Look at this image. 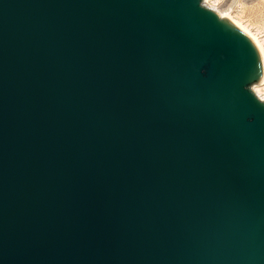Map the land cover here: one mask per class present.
<instances>
[{
    "label": "water",
    "instance_id": "water-1",
    "mask_svg": "<svg viewBox=\"0 0 264 264\" xmlns=\"http://www.w3.org/2000/svg\"><path fill=\"white\" fill-rule=\"evenodd\" d=\"M263 77L203 0H0V264H264Z\"/></svg>",
    "mask_w": 264,
    "mask_h": 264
},
{
    "label": "rangeland",
    "instance_id": "rangeland-1",
    "mask_svg": "<svg viewBox=\"0 0 264 264\" xmlns=\"http://www.w3.org/2000/svg\"><path fill=\"white\" fill-rule=\"evenodd\" d=\"M203 3L241 24L264 49V0H207L206 4L203 0ZM255 93L264 98V85Z\"/></svg>",
    "mask_w": 264,
    "mask_h": 264
},
{
    "label": "bare ground",
    "instance_id": "bare-ground-1",
    "mask_svg": "<svg viewBox=\"0 0 264 264\" xmlns=\"http://www.w3.org/2000/svg\"><path fill=\"white\" fill-rule=\"evenodd\" d=\"M207 0H205V4H206ZM206 6V5H205ZM210 8V7H208ZM211 10H213L214 12H216L214 9L210 8ZM222 19L226 20L227 22H229L230 24H232L234 27H236L237 29H239L240 31H242L246 36H248L250 38V40H252V42L255 44V46L257 47L260 55H261V58H262V62H263V67H264V49L262 47V45L260 44V42L258 41V39L253 35L251 34L249 31H247L244 27L241 26V24H239L238 22L232 20L231 18H229L228 16L226 15H223V14H220L218 12H216ZM264 85V77H263V82L261 85L259 86H255L253 87V91L255 90V92L258 91V89L260 87H262ZM254 92V93H255ZM256 94V93H255ZM257 95V94H256ZM258 96V95H257ZM262 101H264V98L262 97H259Z\"/></svg>",
    "mask_w": 264,
    "mask_h": 264
}]
</instances>
